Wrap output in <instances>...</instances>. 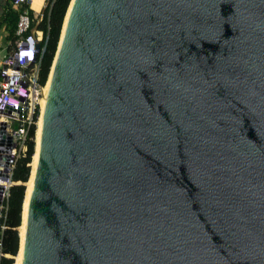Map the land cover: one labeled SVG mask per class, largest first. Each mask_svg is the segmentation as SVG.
<instances>
[{"label":"water","instance_id":"1","mask_svg":"<svg viewBox=\"0 0 264 264\" xmlns=\"http://www.w3.org/2000/svg\"><path fill=\"white\" fill-rule=\"evenodd\" d=\"M68 8L22 264H264V0Z\"/></svg>","mask_w":264,"mask_h":264},{"label":"built area","instance_id":"2","mask_svg":"<svg viewBox=\"0 0 264 264\" xmlns=\"http://www.w3.org/2000/svg\"><path fill=\"white\" fill-rule=\"evenodd\" d=\"M11 3L18 11L15 39L0 63V264L8 256L2 250V234L10 188L15 184L13 171L17 160L27 153L30 127L37 124L41 111L35 85L39 84L40 60L47 41L37 27L43 14L36 22V29L31 28L30 0H11ZM36 44L38 48L34 47ZM29 63L32 64L28 66ZM45 85H41L42 90Z\"/></svg>","mask_w":264,"mask_h":264},{"label":"trees","instance_id":"3","mask_svg":"<svg viewBox=\"0 0 264 264\" xmlns=\"http://www.w3.org/2000/svg\"><path fill=\"white\" fill-rule=\"evenodd\" d=\"M69 2L70 0H49L48 4L44 8L42 20L37 26L38 29L42 30L44 35L47 37L45 50L42 53L40 60V85H44L48 78L50 67L52 65L60 38L62 24L64 25L63 20L65 21L66 18L65 13ZM29 14L31 16V28H33L36 24V20L32 17V13L29 12ZM17 19L18 11L12 9L11 7L3 10L0 15V28L4 27L7 31L6 38L7 40H10L11 43L15 39ZM38 113L39 111L37 110L34 118L35 120L38 117ZM37 130V124H32L30 127L31 139L28 142L27 153L25 156L17 160L13 171V181L15 184L10 188L5 229L2 234V250L3 253L8 255V257H3L1 259V264H17V257L20 252V230L22 227L27 184L33 170L34 156L36 152V149L34 151V147L37 148V144L35 143V141H37Z\"/></svg>","mask_w":264,"mask_h":264},{"label":"bare ground","instance_id":"4","mask_svg":"<svg viewBox=\"0 0 264 264\" xmlns=\"http://www.w3.org/2000/svg\"><path fill=\"white\" fill-rule=\"evenodd\" d=\"M68 12H69V9H68ZM68 12H67V15H68ZM67 15H66V18H65V21H64L63 29L65 27V23H66V20H67ZM61 38H62V35H61ZM53 66H54V64H53ZM52 69H53V67H52ZM52 69H51V71H52ZM49 81H50V76H49ZM49 81H48V84H46L44 86V88L42 90V94L38 98L39 99V102H40V106H41V111H40V115H39V118H38V121H37V129H38L39 119H40V122H39L40 123V127H39V130H38V134L36 132V134H37V141H36L37 148H36V153H35V163H34L32 178H31L30 182H28V184H27L29 186H28V190H27V193H26L25 203H24L23 222H22V227H21V230H20V233H21V237H20L21 238L20 252H19V255L17 257V264H22V253H23V246H24V239H25V215H26V208H27V200H28V196H29L30 186L33 184V181H34L36 161H37V155H38V149H39V140H40L41 124H42V118H43L45 101H46V91H47V88H48V85H49ZM41 112H42V115H41ZM40 116H41V118H40Z\"/></svg>","mask_w":264,"mask_h":264},{"label":"crops","instance_id":"5","mask_svg":"<svg viewBox=\"0 0 264 264\" xmlns=\"http://www.w3.org/2000/svg\"><path fill=\"white\" fill-rule=\"evenodd\" d=\"M47 0H30L29 3V12L32 13V17L38 21V18L40 14L42 13L43 9L45 8ZM8 7H11L12 9L16 10L15 7H13L11 0H0V15L2 14L3 10L7 9ZM17 11V10H16ZM37 23L34 25L33 29L36 28ZM7 31L4 29V27L0 28V49L5 48V52L0 54V63L2 62L3 58L7 54L6 46L11 44L10 40H7ZM4 40L6 41V44L4 43Z\"/></svg>","mask_w":264,"mask_h":264},{"label":"rangeland","instance_id":"6","mask_svg":"<svg viewBox=\"0 0 264 264\" xmlns=\"http://www.w3.org/2000/svg\"><path fill=\"white\" fill-rule=\"evenodd\" d=\"M4 43L6 44V41L4 40ZM12 47V43L11 44H9V45H7L6 46V49H7V53L12 49L11 48ZM3 52H5V48H4V50L3 49H0V54L1 53H3ZM50 76V75H49ZM48 79V81H49V78H47ZM48 81H46V84H48ZM43 107V106H42ZM41 115H42V112H41ZM40 118H41V116H40ZM39 121H40V119H39ZM39 127H40V123L38 122V130H39ZM38 130H37V134H38ZM37 134H36V140H37ZM35 143H36V141H35ZM36 149V148H35ZM35 151V150H34ZM36 153V152H35ZM34 163H35V156H34ZM34 163H33V168H34ZM32 173H33V170H32ZM29 176H30V173H29ZM31 178H32V174H31V177H30V180H31ZM30 180H29V182H30ZM28 186L29 185H27V190H28ZM26 187V186H25ZM26 190V191H27ZM26 198V197H25ZM22 222H23V220H22ZM20 237H21V233H20ZM8 257V256H7Z\"/></svg>","mask_w":264,"mask_h":264},{"label":"clouds","instance_id":"7","mask_svg":"<svg viewBox=\"0 0 264 264\" xmlns=\"http://www.w3.org/2000/svg\"><path fill=\"white\" fill-rule=\"evenodd\" d=\"M36 48V46H34Z\"/></svg>","mask_w":264,"mask_h":264}]
</instances>
